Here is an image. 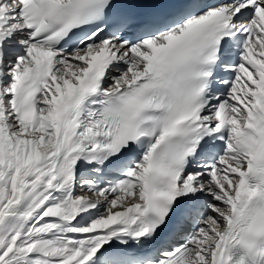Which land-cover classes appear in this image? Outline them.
<instances>
[{
  "label": "snow or ice",
  "instance_id": "obj_1",
  "mask_svg": "<svg viewBox=\"0 0 264 264\" xmlns=\"http://www.w3.org/2000/svg\"><path fill=\"white\" fill-rule=\"evenodd\" d=\"M0 264H264V0H0Z\"/></svg>",
  "mask_w": 264,
  "mask_h": 264
}]
</instances>
